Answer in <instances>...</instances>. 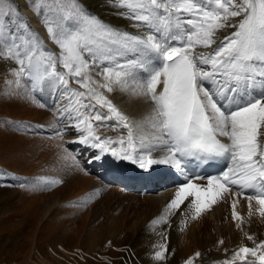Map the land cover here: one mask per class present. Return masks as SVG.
<instances>
[{"label":"snow or ice","instance_id":"obj_1","mask_svg":"<svg viewBox=\"0 0 264 264\" xmlns=\"http://www.w3.org/2000/svg\"><path fill=\"white\" fill-rule=\"evenodd\" d=\"M107 4L137 31L103 21L78 0H34L33 11L43 15L49 38L59 48L55 53L17 7L0 0V58L18 66L12 70L14 83L19 86L27 78L33 91L52 87L59 92L66 104L56 112L79 133L77 140L66 142L64 129L57 131L63 159L83 170L77 154L64 147L71 143L97 150L94 160L110 154L144 170L153 165L175 168L184 182L152 226L169 224L186 201L195 219L232 186L238 188L237 196L250 190L248 214H253L255 201V212L264 218V0H107ZM235 17L240 19L232 23ZM226 28L235 31L220 39L217 33ZM69 78L84 91L71 88ZM117 89L143 97L151 103V113L131 122L105 95ZM113 120V130H126V136L97 133L98 127ZM143 123L154 130L151 138L134 132ZM159 148L165 154L154 157L152 152ZM193 161L197 167L211 161L228 166L219 175L207 176L203 184L199 181L204 177L190 168ZM41 183L52 186L61 181L41 178ZM237 202H232V219L240 221L236 225L240 228L244 219L236 211ZM186 223L180 220L181 231ZM245 236L254 246L242 244L221 264H264V240L256 242L247 232ZM153 248L152 259L165 261L167 244ZM200 255L195 253L183 264H194Z\"/></svg>","mask_w":264,"mask_h":264},{"label":"rangeland","instance_id":"obj_2","mask_svg":"<svg viewBox=\"0 0 264 264\" xmlns=\"http://www.w3.org/2000/svg\"><path fill=\"white\" fill-rule=\"evenodd\" d=\"M9 2L12 7H16L13 0H9ZM28 2L32 8L34 0H28ZM78 3L82 5L79 0ZM18 12L30 26V29L43 40L46 48L59 53L58 46L49 38L42 22L43 15L35 13L37 20L39 19L40 26L45 30L44 33L41 32V27H38L37 24L29 22V19L22 13L21 9L18 8ZM233 21H236V17ZM17 67L14 61L0 58V185L10 184V175L20 180L14 185L15 189H17L14 200L10 201L11 204L5 209L0 210V235L3 239L9 236L10 241L16 235L19 239L18 247L13 250L10 243L3 245V241H0V264H100L101 259L96 261L92 257L103 258V254L116 251L115 245L117 241H120L125 236L126 227H142L146 225L160 210L162 205L160 201L175 186L161 188L154 192H150L147 189V194H144L140 191L131 190L130 192V190L123 187L120 188L115 184L103 182L88 170V165L93 164L95 160L91 157L93 154L89 156L90 161L85 160V158L93 150H91L92 152L86 150L85 158L79 159L77 157L81 166L83 165L82 171L79 168L78 170L70 160L65 161L63 159L65 154L58 147L59 141L56 133L60 129H64V141L71 142L76 140V136H79L78 131L76 130V136L72 135L75 132H73L74 129H72L71 122L67 117L65 122L63 118H61V122H57L52 118V116H59L56 109L60 106L53 107L49 96L48 100H46V108L43 107L45 110L43 115L30 111L31 107L36 108L33 102V97L35 98V96L30 91L28 93L26 91L30 101L29 109L27 106L24 107L18 104L14 96L19 93L20 86L13 82L15 77L12 72ZM60 71H63V69ZM69 82L74 84L70 79ZM22 83L26 86L27 82L22 79ZM27 85L29 86V83ZM45 89L50 91L49 87H45ZM38 92L41 93L40 91ZM111 94L113 92L109 93L108 96H111ZM37 101L39 104L44 102L40 99ZM31 102L34 104H31ZM112 122L115 121L109 122L106 127H98L97 133L106 137L108 134V137L118 138L119 135L113 136L109 133V131L113 130ZM29 125H32V127H28ZM35 125L39 127L38 130L33 129ZM113 131V133L118 131L121 136H126L127 134V131L125 132L121 128L119 130L116 128ZM22 133L35 139L27 138L26 143L22 144L17 136V134ZM64 147L70 153H73V148L76 152L79 151L78 156L81 152L78 144L65 143ZM76 169L77 172L75 171ZM73 172L77 173V175ZM154 175L155 177L159 176L156 173ZM41 178L58 179L61 183L48 186L41 183ZM167 178L169 179V177ZM159 179L161 181L160 177ZM165 181L167 186L168 181ZM228 194L232 195V192L230 191ZM234 196V199L240 200L239 203L242 206L244 201L248 202L245 196ZM225 197L227 200L223 201L224 204L221 203L219 208L215 206L210 209L208 214H200L198 216L199 220L206 217L211 222L212 229L210 231L213 234L210 237L213 236L212 240L214 241L211 246L208 244L204 248L206 252L211 254L215 251L225 252L226 249L232 247V241L224 231L223 225L225 221L223 222V218L219 217L222 216L219 211L220 207H222V211H227L225 205H228V208L230 207L229 211L232 209V199L226 194ZM153 199H156V201ZM153 202L156 204H151ZM254 205L256 208L255 201H253V207ZM245 206L248 207V203ZM182 207L186 206L181 205V211L185 213ZM7 208L8 210H6ZM223 208L225 209L223 210ZM239 214L243 215L244 213ZM245 215L249 216L246 212ZM230 216L233 221L232 213ZM113 221L114 226H118L117 229H119L117 235H109L106 232L108 226H113ZM251 221L254 222V220ZM233 222L240 223V221ZM178 225L179 223H177ZM199 225L204 226L202 223ZM90 228L97 230L99 233L96 234L98 238L97 244L94 246L93 251L88 254V249H91L88 245V229ZM175 239L172 236V241ZM221 240L223 241L222 244L220 243ZM22 242L23 245L19 247ZM2 245L4 246L3 248ZM37 252H39L38 256L35 254ZM195 253L196 251H191V254L195 255Z\"/></svg>","mask_w":264,"mask_h":264},{"label":"bare ground","instance_id":"obj_3","mask_svg":"<svg viewBox=\"0 0 264 264\" xmlns=\"http://www.w3.org/2000/svg\"><path fill=\"white\" fill-rule=\"evenodd\" d=\"M13 1L15 3L16 7L21 9L22 13H24L26 15V17L29 19L30 23H33L35 25L37 24L38 27H41L39 19L37 20L36 14L33 11V9L30 7V3L28 2V0H13ZM79 2L82 4L81 6L84 9H86L88 12L97 15L100 19H102L103 21H105L109 24L120 27L122 29H126L130 32H136L137 31V29H134L130 26V21L116 15V12L118 11V9L110 7L107 4V0H79ZM234 19L235 18H232V21ZM239 19H240V17H236V21H233L232 23H237L239 21ZM38 27H36V28H38ZM40 29H41L42 33L45 32L44 28L42 29V27H41ZM233 31H235V28H226L224 30L219 31L217 33V35L220 39H223L224 36L229 35ZM197 51H206V49L198 48ZM59 69L62 70L61 68H59ZM95 71H100V69H96ZM95 71L93 73V76L95 79L99 80L100 77L95 76ZM69 79L75 83L74 80H72L71 78H69ZM26 82L29 83L27 78H26ZM27 83H26V86H27L26 87L21 82V84L19 85L20 86V90L18 91L19 93L16 96H14L15 97L14 99L17 100V102H18V104H20V106H24V107L27 106L29 109L30 101L28 100V97L26 95V91L28 93L30 91L29 88H31V87H29L30 83H29V86L27 85ZM70 86H71V84H70ZM204 86L208 87V84L206 83ZM49 89H52V87H49ZM36 91H40V90H36ZM32 92H33V90H32ZM40 92H42V91H40ZM36 99L38 100L39 98L36 96L35 100ZM109 99H111L112 102H114L116 104L117 108L121 112H123L125 115H127L129 117V120L133 123L138 122V121H142L144 119V117L148 116L151 113V110H152L151 103L147 102L143 97L135 96V95H132L130 92L120 91L119 89L115 90L113 92V94H111V96H109ZM37 100H36L35 104L31 102V104H34L36 106V108L31 107L30 111L32 113H37L38 115L39 114L43 115L45 112L44 108H46V107H44V108L39 107L38 106L39 102ZM13 103H15V102H13ZM11 104H12V102H11ZM41 104H47L46 100L44 102H41ZM52 118L58 122L59 118L57 116H54V117L52 116ZM115 123L116 122H112L111 124L114 125ZM31 127H32V125H31ZM38 128L39 127L35 125V127L33 129L38 130ZM117 130H119V128H117ZM112 131L111 132L109 131V133L111 135L121 136L118 131H116V133H113L114 131L113 132ZM124 131L126 132V130H124ZM153 131L154 130L147 123H143L141 126L134 129V132L138 136L139 135H148L149 138H151ZM66 133H68V132H66ZM17 136L20 138L22 144L26 143V141L28 140L27 138H34L32 136H28L27 134L24 135L23 133L17 134ZM61 154H63V153H61ZM164 154L165 153H164V150L162 148H159V149L152 152V155L154 157H157V158L159 156L164 155ZM91 157H93V156L91 155ZM85 160L90 161L89 157L85 158ZM126 162L129 164L131 169H137L138 168V166L133 165L131 162H129V161H126ZM94 163L96 164V162H94ZM64 165H66V164H64ZM168 167L171 169V171L167 172V174H166L167 176L164 175V177H165L164 183L166 182L165 180L168 181L167 186L169 183L172 182V167L170 165H159V169L168 168ZM67 168H68V166H67ZM69 168H71V167H69ZM114 168H118V167H114ZM77 169L75 170L76 172H77ZM80 171H82V170H80ZM149 171L151 174V172L153 171V167H151L149 169ZM74 174L77 175V173H74ZM84 174H85V172H84ZM78 176H79V174H78ZM159 177L160 176H158L157 178H159ZM167 177H169V179ZM18 181H20V180L17 177L10 175V184L7 183V184L0 185V210L5 209V207H7L9 204H11L10 201L12 202L14 200L16 193H17L16 192L17 189H15L14 185ZM199 182H203V181H199ZM150 183H152V181H150ZM159 183H160V179H158V184ZM205 183H207V180H205ZM122 187H124V186H122ZM176 188L177 187L175 186L174 189L169 190L166 193V195L164 196L163 200L160 201V202H162V205L160 207V210H158L156 208L158 210V213L156 212L157 214L154 215L153 219L158 218L163 213L164 208L170 202V200L173 198ZM154 189H153V191H154ZM141 191H144V189L142 188L140 190V192ZM238 191L239 190L237 187L232 186L231 187L232 195H230L228 193H224L223 196L221 198H219L215 204H213L209 209L202 212L201 214H205V215L208 214L210 209L214 208L215 206H216V208H219V206H221V203H223V201L225 202L227 200V198L225 197V194L232 199L231 201L237 200V198L234 199V197H235L234 192L237 193ZM240 196H245V195H240ZM244 199H242V200L244 201ZM153 200L156 201V199H153ZM239 201L236 204V206H237L236 211L238 213H244L243 214L244 216L242 214H240L244 219V222L241 224L240 228H237L236 227L237 223L233 222L230 219L232 209L229 211L230 207L228 208V205H225L227 211L224 210L225 208H223L224 211H222V207H220V209H219V211L222 213V216H219V217L223 218L222 219L223 222L225 221L224 225H223L224 229H225L224 231H225L226 235H228L230 237V240L232 241V243H231L232 247H230L229 249H226L225 252L215 251L213 254H211L210 252L205 251V249H204L205 246L208 244H209V246H211V244H213V241H214V240H212L213 236L210 237L213 234L210 231L212 229L211 222L206 217L199 220L198 216H197L195 219H192V214L186 206L188 201H186L184 204L186 207H184V208L182 207L183 208L182 210H184L185 213H187V215H185V213H183L181 211V209L177 210V212L178 211L179 212L178 213L176 212L174 215H172L173 221H172V216H171L170 220H169V224L156 225V226L151 225V221L153 219H151V217L148 215L151 220L148 221L146 225H144L142 227L141 226H127L126 227L127 232H125V236H123L120 239V241H117V243L115 245V247L117 248L116 251L103 254L104 255L103 258L92 257V259L96 260V261H97V259L98 260L101 259L100 264H183V262L185 260H187L189 257H193L194 254H191V251L194 250V251H196V253L199 252L201 254L199 257H197L194 260V264H218V263L221 264V262H223L224 260L231 259L232 253L236 249H238L242 244L246 245L248 247L254 246L253 241L247 240V238L245 236V232H247L249 235H252L256 242H259L260 240H264V218H262L258 213L255 212V205L253 207V214L251 216H246L245 212L247 214L249 213V207H246L245 204H247L248 202L244 201L243 202L244 205L242 206V205H240ZM218 202H219V204H218ZM151 204L154 205L156 203L153 202ZM8 208L6 210H8ZM181 219H186V221H187L186 226L184 227L183 231L180 230V220ZM251 220H254V222ZM177 223H179L178 226H177ZM200 223H202L204 226H200L199 225ZM217 224H219V223H217ZM112 225L113 226L107 227L106 232L109 235H117V233L119 231V229H117L118 226H114V221H113ZM133 225H134V223H133ZM172 225H174V226H172ZM124 229H125V227H124ZM10 230H12V229H10ZM88 231H89V234H88L89 243L88 242L87 243L91 249H88V252L87 251L86 252L89 254L91 251H93L94 246L98 242V238H97L96 234L99 232L97 230L91 229V228L88 229ZM100 233L102 234L101 230H100ZM164 236H167L166 241L163 239ZM172 236L174 238H176L174 241H172ZM18 240L19 239L16 235L13 236V239L11 241H10L9 236H7V238L3 239L0 235V241H3V245L10 243V245L12 246L11 248L13 250H16V248L18 247ZM181 240H183V241H181ZM159 243H166L168 246V252L166 253L167 258L165 261H162V262H157V261L152 259V254L155 251V249L153 248V245H156ZM3 245H2V248L4 247ZM22 245H23V242L21 244H19V247ZM216 247H217V245H216ZM233 247H238V248H233ZM207 248H208V246H207ZM38 253L39 252H37L35 254H37V256H38ZM87 253H85V254H87ZM14 257H15V255H14ZM84 260H86V259H84ZM93 260H91V261H93ZM31 264H34V263H31Z\"/></svg>","mask_w":264,"mask_h":264}]
</instances>
